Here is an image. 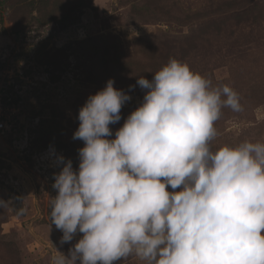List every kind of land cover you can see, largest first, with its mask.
<instances>
[{"label":"rangeland","instance_id":"obj_1","mask_svg":"<svg viewBox=\"0 0 264 264\" xmlns=\"http://www.w3.org/2000/svg\"><path fill=\"white\" fill-rule=\"evenodd\" d=\"M170 58L240 96L242 111L222 109L213 150L264 143V0H0V82L12 83L9 104L19 109L0 134V264L68 254L82 234L60 243L50 201L57 158L78 169L79 109L113 79L132 97L110 125L114 138L142 101L137 78L151 80Z\"/></svg>","mask_w":264,"mask_h":264},{"label":"clouds","instance_id":"obj_2","mask_svg":"<svg viewBox=\"0 0 264 264\" xmlns=\"http://www.w3.org/2000/svg\"><path fill=\"white\" fill-rule=\"evenodd\" d=\"M136 84L142 101L114 138L132 97L113 79L79 109L78 169L57 158L50 220L61 244L82 236L52 264H264V143L211 146L239 94L175 58Z\"/></svg>","mask_w":264,"mask_h":264},{"label":"built area","instance_id":"obj_3","mask_svg":"<svg viewBox=\"0 0 264 264\" xmlns=\"http://www.w3.org/2000/svg\"><path fill=\"white\" fill-rule=\"evenodd\" d=\"M10 79V77H8ZM12 83L2 80L0 82V134L10 133L13 129L12 116L19 112L16 106H11L7 87Z\"/></svg>","mask_w":264,"mask_h":264}]
</instances>
